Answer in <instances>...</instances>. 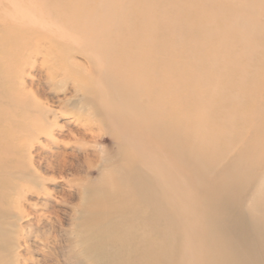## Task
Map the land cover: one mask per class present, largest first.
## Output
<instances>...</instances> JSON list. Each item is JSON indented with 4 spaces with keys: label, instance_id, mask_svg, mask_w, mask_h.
<instances>
[{
    "label": "bare ground",
    "instance_id": "obj_1",
    "mask_svg": "<svg viewBox=\"0 0 264 264\" xmlns=\"http://www.w3.org/2000/svg\"><path fill=\"white\" fill-rule=\"evenodd\" d=\"M51 1L0 0V178L12 181L2 190L4 201L14 208L0 205V264H36L21 258L17 251L23 229L18 221L31 214L24 209L22 197L35 192L42 178L32 168L31 149L34 138L49 135L46 126H57L55 121L66 115L65 119H71L67 123H74L68 136L75 138L79 150L93 149L106 155V166L96 179L74 175L75 166L69 160L72 155L65 145L46 164L47 172L70 173L81 185L76 217L79 241L73 242L77 252L65 256L66 261L75 258L76 264H91L87 260L90 255L93 264H264V178L254 175L257 189L245 207L250 218L244 220L246 228L240 212L226 217L227 199L221 188L232 179L227 172L215 176L219 159L213 154L222 150L219 142L230 147L232 141L226 137L227 131L215 133L208 109H190L195 100L202 103L207 95L212 99V94L223 93L232 102L242 95L222 92L227 84L219 86L222 90L218 92H196L190 85L203 75L195 73L192 65L188 77L180 73L182 55L173 53L170 58L157 36L154 40L145 34L134 37L133 31L118 25L121 0H75L66 13L51 10ZM183 1L167 2L175 16H183L187 4ZM198 1L211 10V19L214 10L228 9L232 20L239 17L249 30L241 33L232 25L227 31L229 40L242 45L225 63L242 64L238 74L254 69L264 75V0ZM175 16L157 12L154 18L180 26ZM228 39L224 40L228 43ZM177 40L179 44L182 39ZM124 45L129 49L126 53L114 51ZM76 54L85 57L88 65L79 66L81 70L74 74L71 67L78 66L72 60ZM168 60L175 64L171 66ZM33 70L61 90V106L53 108L38 87L26 84L24 75ZM170 94L176 113L171 133L165 117ZM226 101L213 99L211 107H219L233 127L242 111L234 107L225 110ZM107 141L110 150H117L113 159L106 154ZM262 146L250 148L249 158L256 160L249 159V166L264 161ZM214 164L217 167L212 168ZM245 164L237 159L234 168L239 173ZM184 165L191 167L195 197L182 198L180 169ZM51 197L46 192V199ZM167 202L169 218L163 205ZM47 206L49 218L54 216L60 223L55 206ZM48 216L43 215L49 220ZM223 219L228 228L218 242L212 233ZM56 221L49 220L51 228L45 233L55 243L59 242ZM58 229H63L60 224ZM201 231L209 236L197 242L191 233ZM253 234L256 244L251 240ZM86 248L90 251H80Z\"/></svg>",
    "mask_w": 264,
    "mask_h": 264
},
{
    "label": "rangeland",
    "instance_id": "obj_2",
    "mask_svg": "<svg viewBox=\"0 0 264 264\" xmlns=\"http://www.w3.org/2000/svg\"><path fill=\"white\" fill-rule=\"evenodd\" d=\"M74 1L75 0H54L51 1L49 7H51V10L54 12L56 11L59 13L63 10L66 13V11L70 9L68 6L73 4ZM170 1L172 0H121V4L118 6V12L120 13L118 16V25L124 30L128 29L133 31L134 37L138 34H145L146 37L154 40L157 36V40L162 42L168 50V57L170 58L173 53L182 55L183 59L180 60V73L184 74L185 72V75L188 77V66L192 65L195 73L197 71L199 75H203L202 79L196 81L195 78L190 85L196 92L208 93L211 90L215 91L219 86L222 88L223 85L227 84L222 92L228 93L230 91L231 93L242 95V97L235 102L228 101L227 97L223 96V93H221L222 96H219L217 93L212 94V99L210 95H207L202 103H198L195 100L194 107L190 109H208V117H212V121H215L213 126L215 133H221V130L227 131L226 137L230 138L232 141L230 147L225 144V141L219 142L222 150L218 151V154H213L219 159L216 163L219 167L215 170L214 174L217 176L219 172H227V176L231 177L232 180L230 182L228 181L225 187L221 188L223 191L222 193H224L227 199L226 203H224V214L229 218L233 213L240 212L244 218L243 222L245 227L244 220H250L247 216L245 207L250 205L257 189L254 175L260 177L261 180L264 178V161H260L255 167H251L249 165L252 163L249 159L255 161L256 158L254 156H250L249 158L248 155L251 147L255 149L264 144V79H260L261 76L264 75H261L259 70L254 69H248V74L242 72L238 74L242 69V64L238 62H233L231 65L225 63L229 58H233V53L237 49H240L242 45L240 41L234 43L229 40L228 36H226L227 31L234 25L236 26V30L241 33L249 32V30L247 28L245 29L240 23L239 17H234L232 20L229 11H227L228 9H219L212 12L211 19V10L204 7L198 0H186L187 4H185L183 8L184 14L182 17H178L171 11V7L167 5V2ZM181 2L184 3L183 0H181ZM157 12H165L168 13V15L172 14L177 17L181 25H170L166 20H155L154 17ZM225 19H229V21L225 22ZM64 21L66 20L64 19ZM192 25H194V30H191ZM196 25H199V29H196ZM218 31L219 36L216 35ZM129 36L130 34H127V39ZM194 36H196L197 39H194ZM179 37H181L182 40H180L181 42L178 44L177 39H179ZM225 37H227L228 43L224 40ZM252 42L253 41L249 40V43ZM125 46L126 45L123 47L117 46L114 51L126 53L129 49L127 50ZM72 60H74L75 64L78 63V66L76 64L77 67H71V73L74 74L81 70L79 66L86 67L88 65V60L81 54H76ZM173 63L174 62L168 60V64L171 66ZM245 63L246 62H243V64ZM257 67L260 66L257 65ZM252 68H254V66ZM255 71L261 76H257ZM24 76L26 77V84H33L38 87L40 94L48 98L50 104L54 106L53 108L61 106L59 100H61L64 95L61 90L58 91V89H56V85L52 87L53 83H48L46 81L44 74L39 75L37 71L33 70L30 72L29 76ZM207 78L210 79L209 83L206 81ZM221 90L222 89H217V92ZM69 96H71V93ZM213 99L219 101L227 100V108L225 107V110L234 107V109L239 108L242 111L239 112L241 115L238 116L233 127L231 120L226 117L224 118V114L222 111L220 112L219 107H211V100ZM171 100L172 95L170 94L166 106L168 111L165 112V117L168 119L167 129L169 133L172 132L174 126L172 118L176 116ZM68 104L70 103H66L65 107L71 109V105L68 107ZM240 104L242 106H240ZM67 112L70 113V110ZM65 117L67 118L68 115L55 121L58 123L57 126H46L45 131L48 133L50 132L49 135L41 134L38 138H34V145L31 149L32 168L42 178H40L35 192H29L27 196L22 197V199H24L22 200L24 209L31 214L29 217H24L22 220L18 221V227L20 226L23 229L20 230L22 231L20 236V247L17 251L21 258L25 260L31 259L36 264H76L75 258H73L72 261H66L65 256L69 257L73 251L77 252V248L73 245V242L79 241L78 238H76L78 237V229H76L78 228V222L76 217L79 215L77 214V209L79 210L81 206V185L78 184L79 182H76L75 179V181L73 180L70 173L60 174L59 172H47V162L52 160L55 152L61 150V147L64 148L63 145H65L68 155H72H69V160L74 163L75 176L84 179H96L106 166V161H104L106 155L101 152L94 151L93 149H87L84 152L79 150L75 138L73 136H68L69 130L72 127L74 128V123H67V120L71 121V119H65ZM184 143L187 145V140ZM223 146L230 149L224 150ZM104 148L106 149V154H110L112 159L117 156L116 149L110 150L112 148L110 142H105ZM237 159L240 164L243 162L246 163L245 166L242 167V170H239V173L235 170L236 168H234V163H237ZM207 163L209 164L208 161H206V164ZM216 164L212 165V168L217 167ZM243 169L246 170L244 171ZM180 172L182 173V180L184 183L181 189L182 198L186 196L195 197L197 190L196 183L194 184V176L191 173V167L184 165L180 169ZM11 182L12 181L0 178V196L2 195L0 205H7L8 209L13 210L14 208H10V205L4 201L3 194L5 193L4 190H2V186H8ZM152 184L154 183L152 182ZM46 192L52 194L50 200L46 199ZM198 199H200V197ZM169 204L170 202L163 203V205L168 208V218L170 217L169 210L171 208ZM47 205L51 206L50 209L55 206L53 208L58 211L60 223L55 220L54 216L49 218V207ZM43 215L48 216L51 221H56L54 228L59 236V242L55 243L51 238L46 236L45 233L49 232L52 222L50 223L47 217H43ZM39 219H41V221H39ZM59 224L63 229H58ZM214 226L216 229H214L212 235L219 242L221 240V234L224 232L223 230L226 231L228 228V222L225 219L219 220ZM206 232L207 231L194 232L195 236L192 233L191 236L197 240V242H204L209 236V233ZM251 240L253 244H256L254 234ZM80 251L90 250L86 248L85 250L80 249ZM87 257L89 258L87 260H90L91 264H93L94 260L91 259L90 255Z\"/></svg>",
    "mask_w": 264,
    "mask_h": 264
}]
</instances>
